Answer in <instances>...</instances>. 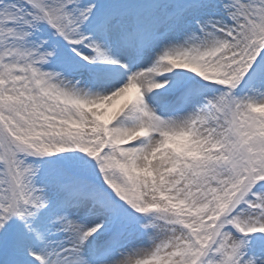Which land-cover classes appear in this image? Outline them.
I'll return each mask as SVG.
<instances>
[{"label": "snow or ice", "instance_id": "snow-or-ice-1", "mask_svg": "<svg viewBox=\"0 0 264 264\" xmlns=\"http://www.w3.org/2000/svg\"><path fill=\"white\" fill-rule=\"evenodd\" d=\"M0 264H264V0H0Z\"/></svg>", "mask_w": 264, "mask_h": 264}]
</instances>
